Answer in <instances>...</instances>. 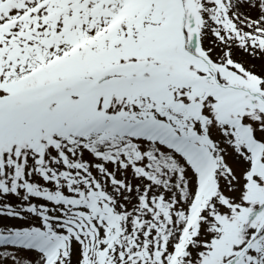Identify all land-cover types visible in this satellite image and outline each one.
Listing matches in <instances>:
<instances>
[{"label": "snow or ice", "instance_id": "obj_1", "mask_svg": "<svg viewBox=\"0 0 264 264\" xmlns=\"http://www.w3.org/2000/svg\"><path fill=\"white\" fill-rule=\"evenodd\" d=\"M0 264H264V0H0Z\"/></svg>", "mask_w": 264, "mask_h": 264}]
</instances>
